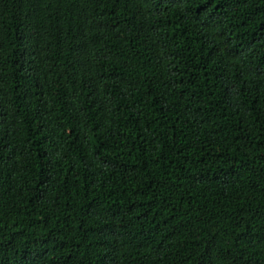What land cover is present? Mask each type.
<instances>
[{"label":"trees","instance_id":"obj_1","mask_svg":"<svg viewBox=\"0 0 264 264\" xmlns=\"http://www.w3.org/2000/svg\"><path fill=\"white\" fill-rule=\"evenodd\" d=\"M0 264H264V0H0Z\"/></svg>","mask_w":264,"mask_h":264},{"label":"clouds","instance_id":"obj_2","mask_svg":"<svg viewBox=\"0 0 264 264\" xmlns=\"http://www.w3.org/2000/svg\"><path fill=\"white\" fill-rule=\"evenodd\" d=\"M113 49H115V51H117L119 54H121L122 57H124L128 62L133 63L132 64L133 66H136L137 57L133 52H131L129 50H127V52H126V49H124L123 47H120L119 44H115Z\"/></svg>","mask_w":264,"mask_h":264}]
</instances>
